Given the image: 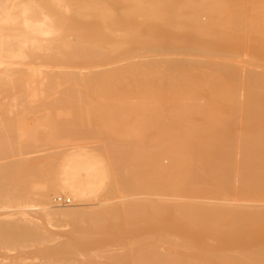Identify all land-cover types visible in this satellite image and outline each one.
<instances>
[{
	"label": "bare ground",
	"instance_id": "6f19581e",
	"mask_svg": "<svg viewBox=\"0 0 264 264\" xmlns=\"http://www.w3.org/2000/svg\"><path fill=\"white\" fill-rule=\"evenodd\" d=\"M0 95L22 106L0 121V158L90 133L107 144L97 157L0 160V203L41 205L39 224L25 207L0 215V251L35 246V264H264V206L248 205L264 203V0H0ZM29 112H43L32 127ZM97 184L143 197L83 209ZM42 220L72 230L49 246ZM112 243L122 254L96 259Z\"/></svg>",
	"mask_w": 264,
	"mask_h": 264
},
{
	"label": "rangeland",
	"instance_id": "374dc122",
	"mask_svg": "<svg viewBox=\"0 0 264 264\" xmlns=\"http://www.w3.org/2000/svg\"><path fill=\"white\" fill-rule=\"evenodd\" d=\"M72 40H73V38H72ZM15 61V60H14ZM23 61V62H22ZM240 62L243 64V65H245L246 64V62H248V56H246V55H243V56H241V58H240ZM14 63H16V64H14L15 65V67L17 66V65H19L18 63H20V66H17L16 68H22V67H30V68H41V69H51L52 67L51 66H48V65H46V64H44V63H42V62H40V61H36V62H28L27 60H16ZM31 64V65H30ZM27 65V66H26ZM44 65V66H43ZM36 66H39V67H36ZM48 67V68H47ZM50 67V68H49ZM56 67V68H55ZM55 67H53L52 69L53 70H57V71H60V70H63V68H61V67H58V66H55ZM98 69V68H97ZM99 69H101V68H99ZM90 70V69H89ZM83 72H88L87 70L85 71H83ZM12 95V94H11ZM1 97H0V121H1V119L2 118H11V119H13V117H14V115L16 114V112L18 111V109H20V107L22 108V106L19 104V103H17V101L16 100H14L13 99V97H11V96H5V95H0ZM8 99V100H7ZM10 99H13V100H10ZM14 101V102H13ZM10 105V106H9ZM5 106V107H4ZM12 106V107H11ZM8 108V109H7ZM15 110V111H14ZM10 111H11V113H10ZM43 112H37V114L36 113H33V112H29L28 113V117L26 118V120H25V123L27 124V125H30L31 127L32 126H34L35 125V120H36V117H40V115L42 114ZM13 114V115H12ZM32 114H33V116H32ZM9 116V117H8ZM90 127H92V129H94V130H101L102 128L101 127H99V125H94V123H93V125H91ZM45 129V131L46 132H51V129H49V128H44ZM49 129V130H48ZM137 134H138V132H136ZM1 135V137H3L4 135L3 134H0ZM93 135V136H92ZM96 136V137H95ZM88 137H89V139H88ZM92 137V138H91ZM100 136H98V135H95V133L93 134V133H90V134H86V135H82V136H77V137H64V138H62V139H60V140H53V141H46V142H40V143H38L37 145H34V147H33V145L32 146H30V147H28V148H26V149H24V150H22L20 153H14V154H12V156H8L7 158H0V160H1V162L2 163H4L3 161H5V162H9V161H18V160H20L21 158H19V157H22V156H27V158L26 157H22V159L23 158H25V159H28L29 160V158H30V160H44V159H49V157H50V155L52 156V158L53 157H57V156H61L62 154V156H64V154H65V152L66 151H68V150H70L71 149V151H70V153L68 152H66L67 154L65 155V157H67L66 159L68 160L69 158L68 157H71L72 155L74 156L75 154H81L82 156H86V157H91V156H95V157H97L98 155H99V153L101 152V153H105V147L107 146V144L105 143V140H104V138L102 137H100ZM70 138V139H69ZM86 138V139H85ZM95 138H96V140H95ZM67 139H68V141H67ZM91 139H93V140H91ZM58 141V142H57ZM59 141H61V142H59ZM49 142V143H48ZM76 142V143H75ZM101 142H102V144H101ZM62 143V144H61ZM105 144V145H104ZM78 145V146H77ZM48 146V147H47ZM73 146V147H72ZM75 146V147H74ZM77 146V147H76ZM36 147V148H35ZM69 147H70V149H69ZM82 148L83 147V149H80V148ZM88 147V148H87ZM35 148V149H34ZM65 148V149H64ZM91 148V149H90ZM45 149V150H44ZM72 149H74V150H72ZM90 149V150H89ZM44 150V151H43ZM91 150H93L92 152H91ZM24 151V152H23ZM26 151L28 152L27 154H26ZM52 153V154H50V152ZM23 152V153H22ZM37 152H40V153H37ZM42 152V153H41ZM44 152V153H43ZM53 152H54V154H53ZM60 154H59V153ZM96 152V153H95ZM22 153V154H21ZM38 154V155H36V154ZM47 153H49V154H47ZM98 153V154H97ZM30 154L32 155V154H35V155H32V156H30ZM46 154V155H45ZM20 155V156H19ZM57 155V156H56ZM80 156V155H79ZM81 156V158L83 159V157ZM14 157V158H13ZM18 157V158H17ZM32 157V158H31ZM38 157V158H37ZM85 157V158H86ZM9 158V159H8ZM16 158V159H15ZM40 158V159H39ZM84 158V159H85ZM99 158V157H98ZM7 159V160H6ZM13 159H15V160H13ZM18 159V160H17ZM65 159V158H64ZM65 159V160H66ZM84 159H83V161H84ZM90 159V158H89ZM93 159V158H92ZM3 160V161H2ZM86 160V159H85ZM0 162V163H1ZM164 162L166 163L167 162V160H164ZM86 163H90V160H86ZM98 175V174H97ZM98 177V176H97ZM100 178V177H99ZM99 178H98V180H99ZM96 180V179H95ZM97 180V181H98ZM100 180H103V177H101L100 178ZM104 181V180H103ZM102 182V181H101ZM97 186H98V190H97V188H96V193H95V196H96V198L94 199L93 198V200H92V197H91V201H90V199H88L84 204H82L81 206L83 207H86V206H91V208H89V210L90 209H96V205H97V208H98V206H99V204H100V202H102L104 199H106L108 202H109V200H111L109 203H115V204H117V203H120V201H123L124 199L126 200V199H130L131 197H132V195H129V196H125V194H120V193H117V190L115 189V186H114V188L112 187V190H113V192H112V190H111V192H110V190L108 191V193L106 192V189L104 190L105 192L104 193H106V195L105 194H103V190H101L102 192L101 193H99L100 192V188H101V185L99 186L98 184H97ZM110 192V193H109ZM32 194L33 193H31V196H32ZM39 194V193H38ZM37 194V192L36 191H34V194H33V197H31V198H36V195H38ZM109 194V195H108ZM101 195V196H100ZM116 195V196H115ZM117 195H118V197H117ZM122 195V196H121ZM58 196V195H57ZM56 195H52V200H53V202H54V204H56L57 205V200L60 202V198H58L57 200H56V197H57ZM102 196H104L103 197V199L102 200H100L101 198H102ZM109 196V198H107ZM115 196V197H114ZM124 196H125V198H124ZM65 197L66 196H63V198L62 199H65ZM94 197V196H93ZM100 197V198H99ZM114 197V198H113ZM121 197H123V198H121ZM127 197V198H126ZM138 198V197H143V196H133L132 198ZM55 200H54V199ZM111 198V199H110ZM121 198V199H120ZM166 198V197H165ZM37 199V198H36ZM39 199V198H38ZM38 199L36 200V201H38ZM115 199V200H114ZM120 199V200H119ZM166 199H169V197L168 198H166ZM14 200H16V201H8V202H6V204L8 203V205H6L5 204V202L4 203H0V215H1V218L2 219H7V220H16V219H18L21 215V213H20V211L22 212V210H23V208L25 207V210L24 211H27L26 213H28L29 215H30V217H32L33 219H34V222L35 223H37L38 221H39V223L41 222V219H39V213L41 212V208L40 209H38L37 208V206L36 205H38V206H41L40 204H34L35 206V208H33L32 206H31V208H30V206L28 207V209L26 208L27 206V204H26V202H23V201H21V200H17V199H14ZM34 200V199H33ZM95 200V201H94ZM100 202H99V201ZM106 200H104V201H106ZM197 201H199L200 202V200L201 199H199V198H197L196 199ZM195 200V201H196ZM216 202H219L220 204H228L230 201H228V200H223V199H213V201H210V200H206L207 202H209L210 201V203H215V201ZM35 201V200H34ZM62 201H64V200H62ZM65 201H67V200H65ZM92 201H94V202H92ZM98 201V202H97ZM103 201V202H104ZM225 201V202H224ZM228 201V202H227ZM17 202V203H16ZM23 202V203H22ZM70 202V203H69ZM73 201H72V199H70V201H69V199H68V201H67V203H69V205H71V203H72ZM201 202H204V200H201ZM12 203H14V204H12ZM17 204V206H16V204ZM21 204V206H19V204ZM99 203V204H98ZM219 203H217V204H219ZM2 204H5V205H3L2 206ZM13 206H12V205ZM24 204V205H23ZM216 204V203H215ZM240 204H242V203H240ZM243 204H245V203H243ZM247 204V203H246ZM253 204L255 205V206H257V207H260V206H264V203H260V202H258V203H252V202H250V203H248V205H250V206H253ZM15 205V206H14ZM22 205H23V207H22ZM83 207V209H85ZM3 208V209H2ZM81 208V207H80ZM87 208V207H86ZM22 209V210H21ZM17 212V213H16ZM20 213V214H19ZM4 214H5V217H4ZM17 217V218H16ZM0 218V219H1ZM44 222V220H42V223ZM39 223H37V224H39ZM47 222H44L43 224H46ZM65 223V224H64ZM71 225V224H70ZM45 227H46V229L48 230V232H50L51 234H53V238H54V240H49L50 242L48 243V245L49 246H56V245H59V243H62V241H65L66 240V238L68 237V235L70 234L69 232H71V230H72V226H69V223L67 222H59V223H57V222H55L54 220L53 221H51V223H47L46 225H45ZM70 228V229H69ZM66 234V235H65ZM52 238V239H53ZM117 245V246H116ZM241 245H243V244H241ZM113 246V247H112ZM112 246L111 247H109L111 250H110V253H109V251H107V249H105V252H107V253H105L104 252V250H102V251H99V253H97V254H99L100 255V257H96V259H100V258H102V259H100L99 261H102V263H103V261H105V258H106V256H108V255H118L119 253H121L122 251H124V249L122 248H120L119 246L120 245H118L117 243H114V245H113V243H112ZM34 247V248H33ZM32 248V249H31ZM36 247L35 246H26V247H23V248H20V250L19 249H17V250H1L0 251V264H11L12 263V260H13V262H15V260H16V258H20L19 260H23L24 262H26V263H31V262H33V263H31V264H35V263H39L40 262V260L38 259V258H35V256H34V254H32L33 253V250L35 249ZM165 248V247H164ZM164 248H162V250L164 249ZM22 249V250H21ZM112 251V252H111ZM116 252V253H115ZM92 254H93V252H91ZM113 253V254H112ZM94 254H96V252H94ZM107 254V255H106ZM122 254V253H121ZM17 256V257H16ZM15 257V258H14ZM79 258H81V259H83L82 257H79ZM15 259V260H14ZM104 259V260H103ZM19 260H17V261H19ZM98 261V260H97Z\"/></svg>",
	"mask_w": 264,
	"mask_h": 264
}]
</instances>
